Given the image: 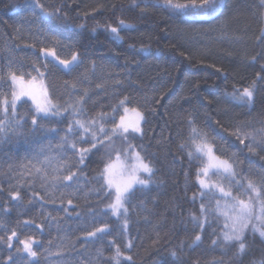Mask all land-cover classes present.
I'll return each mask as SVG.
<instances>
[{
	"label": "trees",
	"instance_id": "trees-1",
	"mask_svg": "<svg viewBox=\"0 0 264 264\" xmlns=\"http://www.w3.org/2000/svg\"><path fill=\"white\" fill-rule=\"evenodd\" d=\"M40 2L49 10L53 6L60 8L61 15L43 17L27 0H0V94L10 95L4 82L9 71L20 76L27 73L23 75L27 79L39 77L32 70L35 64L45 73L54 103H70L86 92L85 113L41 121L46 127L59 129L56 134L33 133L29 123L23 136L0 143V164L6 169L8 163L25 162L42 147L51 145L55 149L74 119L111 113L118 100L127 97L131 101L127 105L139 107L147 119L142 127L144 135L129 137L128 144L150 163L153 175L147 187H135L126 205V233L122 230L123 215L116 217L106 210L94 222L90 214L91 210L99 213L112 202L113 198H108L98 203L90 189L99 186L97 178L105 164L114 160L122 148H128L119 139L111 146L94 150L82 166L81 178L71 182L70 187H61L55 200L38 180L30 183L27 177L20 179L19 170L16 176L0 175V237H4L0 240V264H9L10 255L14 261L28 264L21 242L29 238L37 241L33 245L38 252L35 264H52L55 257L49 260L46 250L54 252L61 244L74 245L73 257L85 261L102 249L103 259L98 264H115L108 260L114 255L115 245L133 258L122 259L121 264H216L221 259L225 264H264V239L258 233L249 229L246 253L234 257V248L212 244L222 235V216L209 215L203 231L193 223L191 214L200 215V204L214 208L219 196L214 198L206 192L200 199L197 170L203 165L188 156L195 152L190 146L188 123L194 119L196 127L206 134L207 143L218 149L217 156L230 159L235 153L236 159L243 162L237 171H243L245 176L264 174V152L257 149L259 155L249 154L229 135L238 124L258 128L264 122V0H224L215 16L184 14L164 7V0H137L139 6L132 0ZM113 27L118 34L111 32ZM41 48H52L66 60L79 53L82 63L71 72L62 71L54 62L45 68ZM246 87L254 89L251 104L227 95ZM31 107L29 101L18 110L24 114ZM122 111L116 115V122ZM217 121L228 131L221 129ZM106 127L111 128L112 121ZM113 147L116 151H111ZM49 154L59 155L55 151ZM65 155L73 156L71 151ZM211 180L226 189L229 186L228 180L215 175ZM16 191L20 198L13 200L11 194ZM36 192L44 199L35 197ZM60 192L65 193L63 203ZM233 194L247 198L243 190L233 188ZM69 199L72 205H68ZM220 202L224 203L222 199ZM102 224H107L110 234L85 240L87 232ZM12 231L17 236L9 249L6 239ZM198 233L202 239L194 244ZM128 239L133 240L131 250L125 247Z\"/></svg>",
	"mask_w": 264,
	"mask_h": 264
},
{
	"label": "snow or ice",
	"instance_id": "snow-or-ice-1",
	"mask_svg": "<svg viewBox=\"0 0 264 264\" xmlns=\"http://www.w3.org/2000/svg\"><path fill=\"white\" fill-rule=\"evenodd\" d=\"M147 0H139V3H146ZM132 3L139 6L137 0H132ZM224 0H164L163 6L174 9L178 12L193 15L215 16L222 8ZM27 4L39 9L43 17L53 18L61 15V9L53 6L52 10L45 7L40 0H27ZM124 25V21H120ZM131 27V25H126ZM111 32L118 34V29L113 27ZM35 47V45H33ZM40 54L45 60L43 65L47 68V63H56L62 71L71 72L74 66L82 63L79 59V53H73L70 60H61L52 48H41ZM11 67V61L9 62ZM95 67V65H93ZM32 70L36 72L37 76L44 77L45 73L40 71V68L35 64L32 65ZM23 75H28L27 73ZM23 75L17 76L15 71H9L4 82L8 84L10 95L0 94V143L11 139L13 136L20 137L25 134V127L30 123L31 131L33 133L39 131H46L56 134L59 129L55 127H46L41 121L51 122L57 117L65 114H72L74 117L84 115L85 96H80L70 103H54L47 89L43 92V99H38L37 96L30 90H25L22 87ZM259 75V74H258ZM73 87H75L73 85ZM233 100H238L242 103L251 104L254 99L253 87H246L242 91L234 89L232 93L227 94ZM31 102L32 107L27 113L21 114L18 110L22 105ZM131 103L127 97L118 100L112 108L111 113L101 112L97 116L86 119H74L68 124L64 130V135L59 137V143L55 149L51 145L40 148L32 157L27 158L25 162L19 164L8 163L5 169L0 164V175L16 176L19 170V178H29V182L38 180L41 188L47 195L56 199V192L61 187L67 188L71 186V182L78 181L82 176V166L86 164L88 156L99 148L111 146L114 141L119 139L122 143L128 144L129 137L135 138L137 134L141 137L144 135L142 124L147 123V119L143 113L136 109H131L136 113L137 119L134 122H126V116L120 115L119 122L115 121L116 115L123 109L127 114L130 109L126 106ZM30 116V121H29ZM112 121V127H106V124ZM190 125V146H194L195 152H189L190 160H197L203 166L197 170V182L199 185V196L203 200L205 193L210 192L215 198L217 195L215 207L201 203L199 206L200 215L191 214L193 223L203 231L205 224L208 222L209 215H216L217 218L223 217L224 224L222 235L218 239L212 241L213 245H220L221 247H232L235 249L233 256L240 257L244 255L248 249L246 243V233L250 229L253 234L259 235L264 239V174H257L256 176H245L243 171H237V168L243 164L242 161L236 159V154L233 153L230 159H221L216 155L214 145L207 143V136L199 128L196 127V121L189 119ZM217 124L224 131V125L217 121ZM238 143L247 149L249 154L259 155V152H264V122L261 126L256 128L248 123H241L234 126L229 133ZM77 137L75 140H70V137ZM199 141V143H197ZM247 141V143H246ZM78 144H88L89 147H78ZM185 147V145H181ZM259 149V152L257 151ZM133 146L128 144L127 149H121L117 155L119 159L120 154H126L128 159H134L137 163L129 169L131 174L127 180L116 181L112 177L111 163L105 164L104 170L97 178L99 186L90 189V193L94 194L98 203H102L105 199L113 198L112 202L105 205V209H101L99 213L91 210L90 214L93 216L95 222L97 215L105 214L106 210L111 211L114 216L123 215L122 230L126 233L128 230L129 208L126 206L130 203V198L133 195L136 186L147 187L151 182L153 175V168L139 152L132 156ZM52 151L59 153V155H50ZM67 151H71L73 156L70 158L65 155ZM111 151H116L113 147ZM111 151L109 155H111ZM264 159V157H261ZM75 169V170H74ZM64 173H67L66 175ZM141 174H146L148 179H141ZM217 176L221 180H228L229 186L226 189L221 183L211 180V176ZM233 188L240 192L247 194L246 199H241L239 195L233 194ZM13 200L20 198L19 191L13 192ZM35 197L43 200L44 197L39 196V192L34 193ZM64 192H60V201L63 203ZM197 194H193L192 201L195 203ZM221 199L224 201L221 204ZM68 205H72L73 201L69 199ZM67 211V209H65ZM53 220L55 218H52ZM26 224L31 222H25ZM38 228H43V225H37ZM110 234V229L107 224H102L93 231L86 233L85 240L96 238L100 239L105 235ZM17 236L15 231L7 236L6 242L9 249L12 248L13 238ZM4 237H0L3 240ZM202 239L201 234H196L193 243L196 244ZM23 244L22 251L27 253L29 258L28 264H35L34 258L38 256V252L33 249V245L37 243L32 238L21 242ZM115 245V241H111ZM125 247L131 250L133 247V240L128 239ZM17 249V252H20ZM49 260L55 257L52 264H98V261L103 259V250L97 249L96 256L87 261L80 259L78 256L73 257L74 245L61 244L57 246L56 251L46 250ZM173 256L176 253H172ZM132 261V256H125L121 251L120 245H115L114 255L108 258L109 262L114 261L115 264H121V260ZM9 264H22L20 261H14L10 255L8 257ZM216 264H225L221 259Z\"/></svg>",
	"mask_w": 264,
	"mask_h": 264
},
{
	"label": "rangeland",
	"instance_id": "rangeland-1",
	"mask_svg": "<svg viewBox=\"0 0 264 264\" xmlns=\"http://www.w3.org/2000/svg\"><path fill=\"white\" fill-rule=\"evenodd\" d=\"M61 60H66V59H61ZM17 76H20V75H17ZM45 79H46L45 77H35V79L34 78L27 79V78L23 77L22 87L25 90L32 91L37 96L38 99H43V92L45 89H47V92L50 95V92L48 91L49 88L47 85V81ZM126 106L130 109V111L127 114H125L122 111L121 115L126 116V122H134L137 119V117H136V113L132 112L131 109H136L140 113H142V111L139 107H136V106L135 107H131L129 105H126ZM118 122H119V118H118ZM141 126L143 127V124ZM136 152H139V151L137 149L133 148L131 155L135 156ZM140 155H141V153H140ZM109 163H111L113 165L111 178H113L116 181H123V180H127L129 175L131 174L129 169H131V167L134 166L137 163V161H135L134 159H128L126 154H124V155L121 154L119 156V159H117V157H116L114 160H112ZM140 178L141 179H148L146 174H141ZM121 216H122V214L119 216H116V217H121Z\"/></svg>",
	"mask_w": 264,
	"mask_h": 264
}]
</instances>
